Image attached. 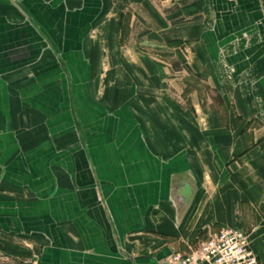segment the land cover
Wrapping results in <instances>:
<instances>
[{
    "label": "crops",
    "instance_id": "0c3cea01",
    "mask_svg": "<svg viewBox=\"0 0 264 264\" xmlns=\"http://www.w3.org/2000/svg\"><path fill=\"white\" fill-rule=\"evenodd\" d=\"M230 225L264 264V0H0V264Z\"/></svg>",
    "mask_w": 264,
    "mask_h": 264
},
{
    "label": "built area",
    "instance_id": "2783aa9c",
    "mask_svg": "<svg viewBox=\"0 0 264 264\" xmlns=\"http://www.w3.org/2000/svg\"><path fill=\"white\" fill-rule=\"evenodd\" d=\"M162 264H262L249 232L239 225L221 228L188 251L173 250Z\"/></svg>",
    "mask_w": 264,
    "mask_h": 264
},
{
    "label": "water",
    "instance_id": "95a60500",
    "mask_svg": "<svg viewBox=\"0 0 264 264\" xmlns=\"http://www.w3.org/2000/svg\"><path fill=\"white\" fill-rule=\"evenodd\" d=\"M129 256V255H128Z\"/></svg>",
    "mask_w": 264,
    "mask_h": 264
}]
</instances>
